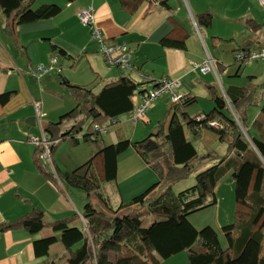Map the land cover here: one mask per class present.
<instances>
[{
	"label": "trees",
	"instance_id": "trees-1",
	"mask_svg": "<svg viewBox=\"0 0 264 264\" xmlns=\"http://www.w3.org/2000/svg\"><path fill=\"white\" fill-rule=\"evenodd\" d=\"M145 1H158L168 6L167 0H120V4L133 13ZM35 2L0 0L7 29L48 19L62 11V7L55 3L33 8ZM197 22L210 26L212 15L201 14ZM248 23L256 28L258 26L251 21ZM162 44L185 48V42L168 37ZM251 45L250 42L243 44L236 53L250 50ZM61 54H65L64 51ZM60 76L62 84L76 101V106L57 122L46 126L45 131L51 140H58L53 151L67 138H71L75 145H79L81 140L91 146L96 145V151L89 160L74 170L58 175L68 185L87 192L88 202L83 215L88 230L71 226L69 219L47 221L41 209L1 224L0 230L24 228L39 233L50 228L53 231L51 235L33 241L34 253L37 258L48 257L51 247L61 243L66 249L68 264H160L183 251L187 252L189 264H264L261 255L264 240V101L256 99L255 89L229 86L226 89L227 96H223L211 87L215 107L199 114L200 118L188 113L189 107L196 104L198 98L184 95L182 101L170 108L172 115L167 130L161 126L158 131L140 141L124 139L105 144L103 135L107 131L103 133L96 129V125L108 129L118 124L122 115L132 113L136 109L134 98L139 93L145 96L149 89H143L142 86L148 82L124 75L98 89L96 84L74 85L62 74ZM158 81H153V85H157ZM260 87V90L264 89V82ZM9 98V93L0 95L1 102ZM252 105L258 106L260 112L249 125L247 108ZM86 121L90 125L84 131ZM213 121H217L220 126H213ZM250 127L257 130L258 134L254 135ZM204 129L214 131L218 140L227 145L225 155L214 156V151L201 155L197 151L187 133L191 132L193 138L198 139ZM80 134L81 138L78 137ZM151 139H156L158 146L149 151L145 145ZM159 139L162 141L159 142ZM130 148L143 157L157 173L159 180L115 209L104 188L107 183L116 181L119 156ZM38 153L39 149L36 148V165L46 176L56 181L55 174L41 163ZM206 159L214 163L196 174L195 184L175 192L174 185L188 177ZM229 173L235 183L236 219L221 228L227 241V247L224 248L213 227L197 229L189 216L218 204L217 185ZM92 196L97 198L96 201L92 200ZM148 219L152 221L146 226ZM44 264L59 263L47 259Z\"/></svg>",
	"mask_w": 264,
	"mask_h": 264
},
{
	"label": "crops",
	"instance_id": "crops-1",
	"mask_svg": "<svg viewBox=\"0 0 264 264\" xmlns=\"http://www.w3.org/2000/svg\"><path fill=\"white\" fill-rule=\"evenodd\" d=\"M167 1L168 6L158 1H145L131 13L121 6L120 0H36L38 6L34 4L33 8L55 3L62 7V11L48 19L16 25L11 30L6 27V18L0 7V95L10 94L6 102L0 101V225L41 209L47 221L69 219L72 223L80 219L84 228L87 227V220L83 215L84 197H71L64 182L58 177V170L60 173L71 170L61 168L55 162L60 152L57 146L53 151L56 167V181H53L36 165V147L29 141L31 135L41 134L35 103H40L44 128L57 122L76 106L69 89L62 84L60 74L74 85L96 84L98 89L124 75L144 82L138 73H127L107 65L100 52V44L93 36L92 27L80 21L81 9L90 6L95 9V26L107 41L127 43L130 46L137 71L151 77L153 81L180 80L181 86L176 88V92L195 96L198 101L200 80L206 85L205 95L211 100L210 88L214 87L216 91L217 88L212 80L213 73L202 74L194 68V64H201L211 56L219 61L217 70L220 76L229 73L227 65L218 57L212 56L206 41L212 46L223 40L237 43L239 47L247 42L252 44L251 48L264 45V6L258 0ZM204 13L212 15L210 26L199 25L197 22ZM248 21L256 23L257 28ZM167 37L185 42V48L164 46L162 42ZM61 51L65 54H61ZM54 55L59 59L60 72L53 69L40 78L31 73L39 65H49ZM236 63L239 65L236 75H239L241 63ZM153 81L143 84L142 88L150 89ZM255 90L256 99L262 100L259 97L262 89L257 87ZM139 94V100L134 98L136 107L143 102L144 95ZM166 103L168 111L163 108L164 125L161 120L159 123L167 130L172 115L170 108L174 103L168 99L159 106H166ZM258 108L256 111L247 108L249 125L259 115ZM205 112L209 111L201 109L194 114L188 113L198 116ZM125 122L127 121L121 122L113 133L119 140L130 137V127ZM161 126L157 124L154 131H158ZM250 130L254 135L258 134L254 128L250 127ZM201 138L206 143L208 141V145L211 141L218 140L214 131L206 129L201 132ZM103 141L107 144L104 138ZM157 181V173L134 148L119 156L117 179L114 183L118 189L116 195L120 198L134 195ZM229 184L234 196L231 198L229 195L224 216L222 204L226 199H219L217 196L219 228L227 225L223 224L225 221L229 224L236 219L235 183L234 187L231 182ZM219 191L220 183L216 194ZM52 233L50 228L39 233L24 228L0 230V264H44L47 259L58 262L57 252L48 258H37L34 253L33 241ZM60 250L67 256L64 246ZM261 255L264 257V240Z\"/></svg>",
	"mask_w": 264,
	"mask_h": 264
},
{
	"label": "rangeland",
	"instance_id": "rangeland-1",
	"mask_svg": "<svg viewBox=\"0 0 264 264\" xmlns=\"http://www.w3.org/2000/svg\"><path fill=\"white\" fill-rule=\"evenodd\" d=\"M36 6H38V4ZM206 42H207V46L209 50L211 51L212 56L218 57L221 61L225 63V65H227L229 69V73L227 75L221 74L219 79L216 77L214 73L212 74L213 75L212 80L219 94L223 96H227L225 90L227 89L230 83H233L237 86L247 87L252 90L257 87H260V84L264 82V61L251 60L249 61V63L243 65L242 69L239 72V75H236V71L239 67L238 63H236V57H235L236 50L239 49V46L237 45V43L223 40L219 42L218 44H216L215 46H212L209 41H206ZM240 46H242V44H240ZM250 76H253V78H250ZM200 82L202 84L199 83L198 89H197L198 94H199V101L198 103L194 104L192 107H189L188 112H190V114H194L196 111H199L201 109L210 111L211 109L215 107V103L207 97L208 96L207 94L205 95V92L207 91L206 85L201 80ZM259 97L264 101V90L263 89H262V94H260ZM136 98L137 100H139L140 94H137ZM168 99L172 100L170 94L163 93L161 97L159 98V100L153 102L149 106L148 110L146 111L145 117L143 118L142 121L138 123H133L130 120H128V117H129L128 114L122 115L119 118L118 125L110 126L108 128L109 132L103 135L105 142L107 144H111V143L120 141L119 139L114 137L113 133L116 132L118 127L121 125V122L123 121H127L125 123L128 127H130L129 128V132H130L129 139H132L133 141L143 140L144 138H147L150 134H153L155 132L154 127L157 124H160L161 126V122H162V125H164L163 121L165 119V114L163 113V108H165V110L168 111V104L166 103V106H163V107H160L159 105H161L162 102H165ZM250 108L256 111L258 107L255 105H252L250 106ZM151 115H153V117ZM149 118L153 120L149 121L150 120ZM160 120L161 122L159 123ZM89 125H90V122L86 121L84 124V131L87 130ZM206 131H210V130H206ZM187 134L190 137V139L194 142L197 149L199 150L198 152L201 155L206 154L208 151H214V156L216 154H219L222 156V155H225L227 152V145L219 140H215L213 142L211 141L210 144L208 145V141L206 143L203 140L204 136L203 138L200 137L198 139H194L191 132H188ZM78 137L81 138L82 135H78ZM152 140H154L157 143L156 139H152ZM161 141L162 140L159 139V142ZM57 149L60 152H59V155L56 156V158L54 155V158L56 159L55 162L58 164V166L61 168L74 170L75 168L82 165L83 163H85L87 160L91 158V156L96 151V145L90 146V144H87L83 142L82 140L80 142V145H75L74 141L71 138H67L61 141L59 145H57ZM212 164H213V161H211L210 159L204 160L203 164H200L195 169L194 172H192L188 177L177 182L174 185L175 192L178 193L186 188L193 186L196 182V177H195L196 174L202 170L207 169ZM58 174L61 175L59 170H58ZM158 180H159V177H158ZM230 182L232 183L234 187L233 178L231 176V173L227 174L220 180L219 182L220 191L219 193L217 192L216 194L219 199H222V197L226 199V201H224L222 204V211H223L222 216L225 215L224 209L228 208L229 195H231V198L232 196H234V194H232L233 190L229 184ZM64 184H65V188L67 189L71 197L73 198L79 197V199L80 197L82 198L84 197L83 199H84V206H85V204L88 202L87 192L83 191L82 189L72 187L68 185L66 182H64ZM152 184L154 183H150L142 191H139L138 193H135L134 195H127L125 196V198H120L119 195H116V193L118 192L116 183L106 184V187L104 188V192L110 196L112 205L114 206L115 209H117L120 206L122 201H124L125 203L129 202L135 195H138L144 192ZM96 199L97 198L95 196H92L93 201H96ZM216 209H217L216 205L208 206L202 210L193 212L189 216V219L191 220V222L193 221L192 222L193 225L198 229H202L206 226L213 227L219 234L222 247L226 248L227 247L226 237L223 234L221 228L217 226ZM151 221H152L151 219L146 220L145 225L146 226L149 225ZM221 222L223 221L221 220ZM225 222L226 223H223V224H228L227 221ZM71 226H77V227L84 228V225L80 219L76 222L75 221L72 222ZM86 230H88L87 227H86ZM62 246L63 245L61 243L54 244L50 249V256L54 255L55 252H57L56 256L58 258L59 264H67V256L65 254H62L60 250ZM160 264H189L187 252L186 251L180 252L179 254L174 255L169 259L163 260Z\"/></svg>",
	"mask_w": 264,
	"mask_h": 264
},
{
	"label": "built area",
	"instance_id": "built-area-1",
	"mask_svg": "<svg viewBox=\"0 0 264 264\" xmlns=\"http://www.w3.org/2000/svg\"><path fill=\"white\" fill-rule=\"evenodd\" d=\"M258 2L264 6V0H258ZM79 18L82 24L92 27V33L94 38L100 44V52L103 55L107 65L110 67L118 68L127 73H138L139 76L146 82L152 81L151 77L143 75L140 71H137L134 62L132 49L127 43H117L112 41H107L104 34L95 26V9L90 6L81 9L79 12ZM236 60L241 64H247L251 60L264 61V45L259 48H251L250 50L238 51L235 55ZM219 61L211 56H208L205 61L201 64H194V68L199 70L202 74L215 73L217 78H220V74L217 70V65ZM57 69L61 71L59 65V59L57 56H52L49 65H39L31 71V73L40 78L43 74ZM181 86L180 80L173 79H161L157 82V85H153L151 89L143 97V102L141 105L136 107V109L129 114V119L138 123L143 120L146 115V111L149 106L155 102L163 93H169L173 103H179L183 100L184 95L176 92V88ZM36 107V118L38 124L41 127L40 135H31L29 141L39 149V159L41 163L49 168V170L56 175V167L53 159V146L58 142V140H51L45 131L42 124L41 116L42 112L40 109V103H35ZM201 116H198L200 118ZM204 117V116H203ZM215 127H219L217 121L211 122ZM96 129H100L103 133L107 131L106 128H100L96 125Z\"/></svg>",
	"mask_w": 264,
	"mask_h": 264
},
{
	"label": "water",
	"instance_id": "water-1",
	"mask_svg": "<svg viewBox=\"0 0 264 264\" xmlns=\"http://www.w3.org/2000/svg\"><path fill=\"white\" fill-rule=\"evenodd\" d=\"M231 110L234 112V110L231 108ZM234 114H235V112H234ZM236 116V115H235ZM236 118H237V116H236ZM146 146V148L149 150V151H152V150H154L155 148H157V143L154 141V140H149V142L145 145Z\"/></svg>",
	"mask_w": 264,
	"mask_h": 264
}]
</instances>
